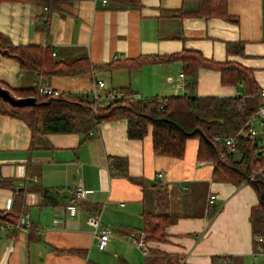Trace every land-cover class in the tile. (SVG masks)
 <instances>
[{
    "label": "crops",
    "instance_id": "obj_1",
    "mask_svg": "<svg viewBox=\"0 0 264 264\" xmlns=\"http://www.w3.org/2000/svg\"><path fill=\"white\" fill-rule=\"evenodd\" d=\"M196 7V0H72L52 9L43 24L41 4L1 2L0 32L12 44L48 46L54 60L86 58L95 68L42 75L0 54V81L13 88L42 81L99 107L114 101L112 91L119 87L131 91L129 102L244 93L242 83L222 84L218 70L203 66L189 90L180 61L153 60L193 50L249 69L258 88L264 87V0H227L232 20L179 15ZM229 42L241 43L242 53L237 45L228 51ZM114 59L142 64L101 67ZM96 80L103 85L94 98ZM126 129L124 118H113L86 135L33 134L24 120L0 113V176L9 181L0 186V209L19 203L30 219L29 227L0 221V264H146L147 254L131 242V233L142 234L147 249L174 256L177 264H264L249 222L258 199L247 181L213 179L212 163L196 157L198 138L187 139L181 157H170L154 153L150 125L141 138H129ZM39 185L53 191L54 200H43ZM75 186L87 190L83 199L73 200ZM96 209L98 228L110 230L102 249L89 222ZM160 212L172 217L164 238L147 240L143 215Z\"/></svg>",
    "mask_w": 264,
    "mask_h": 264
},
{
    "label": "trees",
    "instance_id": "obj_2",
    "mask_svg": "<svg viewBox=\"0 0 264 264\" xmlns=\"http://www.w3.org/2000/svg\"><path fill=\"white\" fill-rule=\"evenodd\" d=\"M4 1H32L41 4L45 8L40 14L44 24L47 23L52 9L59 8L61 3L72 0H0V3ZM196 1L197 7L193 11H179V15L232 20L227 13V0ZM235 45L238 46L235 51L242 53L241 43H226V49L229 51ZM51 51L48 46L14 45L0 32V54L15 59L21 69L35 70L42 75H47L50 73L72 74L95 68L86 61V58H77L70 62L54 60ZM153 60L180 61L185 86L189 90L196 84L199 67L216 69L222 84L242 83L245 97L241 103L238 102L237 96L183 95L161 99L142 98L132 102L121 97L105 107H99L92 100H83L64 93L42 94L36 86L13 88L0 81V113L24 120L33 134L40 130L46 133L82 132L86 135L102 120L124 118L129 138H141L150 125L154 153L170 157H181L184 154L187 139L198 138L196 157L198 160L212 163L213 179L235 185L247 181L254 189L258 201L250 209L249 222L253 244L260 242L264 250V171L262 170L264 128L261 135L237 136L234 150L231 152H225L222 144L212 139L214 135L235 134L255 112L259 102L257 96L259 88L253 81L251 71L234 62L208 60L200 52L193 50ZM141 64L142 61L137 60L127 62L126 59H114L101 67L111 70L123 66L137 67ZM116 91L123 95L131 93L125 87H119ZM92 107H95L96 114L92 111ZM258 171L260 173L256 174ZM8 185L9 181L0 176V186ZM37 188L43 200L48 202L54 200L53 191L40 185ZM15 198L16 196L14 200ZM18 204L10 209H0V221L16 225L23 212L20 213ZM97 212L96 209L92 214ZM143 219L146 239L162 240L163 227L172 220V217L165 212L145 213ZM261 237L263 239H260ZM146 257L148 259L146 264H177L176 257H163L149 249H147Z\"/></svg>",
    "mask_w": 264,
    "mask_h": 264
},
{
    "label": "built area",
    "instance_id": "obj_3",
    "mask_svg": "<svg viewBox=\"0 0 264 264\" xmlns=\"http://www.w3.org/2000/svg\"><path fill=\"white\" fill-rule=\"evenodd\" d=\"M119 58H121V56ZM102 85H103V82L101 80H96L95 83L93 84L92 94L94 98L97 97L96 91H95L96 86H102ZM35 86L37 90L42 94L58 95L62 93L61 91L57 89H54V88H51L45 85L42 81L37 82ZM112 94L116 99H119L121 97L125 99L127 96V95H123L119 91H114L112 92ZM235 96H237L238 102L241 103L243 101V98L245 97V94L242 92H239L235 94ZM257 96L259 97V102L257 104L255 112L243 123L242 127L235 134L228 135V136L214 135L212 137L213 140L220 142L222 144L223 150L225 152H231L234 150L235 140L237 136H248V135L256 136L258 135L259 130H257L253 124L255 121H258L259 126L261 127L264 126V87L259 88L257 92ZM92 111L94 112V114H96L95 107H92ZM262 157H263L262 170L264 171V148L262 149ZM258 173H260V171H258L256 174ZM158 175H160V173H158ZM86 192L87 190H85L81 186H75L72 191L73 200L83 199L86 195ZM214 198H215V195H213L212 193L209 194L208 196L209 201L213 200ZM89 222L93 226V234L95 236L97 248L99 249L104 248L106 240L108 239V236L110 233L109 227L104 226L102 227V229L98 228L100 224V215L98 212L95 214H91L89 218ZM9 224L10 223L5 222L4 226L7 227ZM15 226H19V227H29L30 226L29 213L27 211H23L21 213V215L18 218V223ZM129 238L131 242L137 248L142 250L144 255L147 254L146 242L142 234L135 235L134 233H131L129 234ZM263 238L261 237L260 239H263Z\"/></svg>",
    "mask_w": 264,
    "mask_h": 264
},
{
    "label": "rangeland",
    "instance_id": "obj_4",
    "mask_svg": "<svg viewBox=\"0 0 264 264\" xmlns=\"http://www.w3.org/2000/svg\"><path fill=\"white\" fill-rule=\"evenodd\" d=\"M253 124H254V126H255V128H256L257 130H260L261 128H264V126H263V127L259 126L258 121H255ZM260 143H261V141H260ZM234 154H235V153H234Z\"/></svg>",
    "mask_w": 264,
    "mask_h": 264
}]
</instances>
